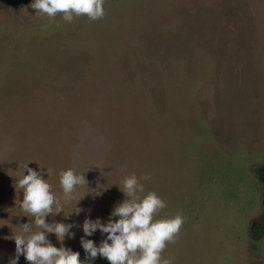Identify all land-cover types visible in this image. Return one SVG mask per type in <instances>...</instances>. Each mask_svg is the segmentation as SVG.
Wrapping results in <instances>:
<instances>
[{
  "label": "rangeland",
  "instance_id": "rangeland-1",
  "mask_svg": "<svg viewBox=\"0 0 264 264\" xmlns=\"http://www.w3.org/2000/svg\"><path fill=\"white\" fill-rule=\"evenodd\" d=\"M31 3L0 0V264L33 222L15 188L26 163L58 197L68 168L102 192L45 218L75 225L48 240L86 264L109 262L87 258L84 220L106 222L144 173L168 205L156 219L186 217L163 257L264 264V0H105L103 19L70 24Z\"/></svg>",
  "mask_w": 264,
  "mask_h": 264
},
{
  "label": "clouds",
  "instance_id": "clouds-1",
  "mask_svg": "<svg viewBox=\"0 0 264 264\" xmlns=\"http://www.w3.org/2000/svg\"><path fill=\"white\" fill-rule=\"evenodd\" d=\"M105 0H32L31 8L36 14H44L49 19L60 15L66 23L74 19L87 17L92 22L105 16ZM27 174H24V172ZM48 176L49 172L47 170ZM151 179L150 173L137 177L135 174L126 176L122 180L119 190L126 197L115 205L106 222L100 218H86L82 224L84 237L92 236L97 230L106 234L105 238L96 244L91 239L81 237V246L89 260L94 261L99 255L106 258L109 264H173L171 257L162 256L166 246L175 242L186 217L177 212L166 218L156 219L162 210L168 207L166 200L154 191H146L142 181ZM86 180L82 173L72 168L63 170L59 174V185L62 197H58L52 190V185L44 179L38 170L23 165L16 180L15 188L23 193V199L18 200V207L23 213L32 218V223H24L13 235L15 242V256L9 264H17L20 255L30 264H86L79 259L80 253L70 248L56 247L48 240V234H54L57 241L62 242L65 237L71 238L70 231L74 224L62 222H46V217L61 213L63 201L74 198L78 189L101 195L96 189H87ZM83 196L76 199L78 202ZM72 209L79 214L81 209ZM116 218V219H113ZM37 230H33V229Z\"/></svg>",
  "mask_w": 264,
  "mask_h": 264
},
{
  "label": "trees",
  "instance_id": "trees-1",
  "mask_svg": "<svg viewBox=\"0 0 264 264\" xmlns=\"http://www.w3.org/2000/svg\"><path fill=\"white\" fill-rule=\"evenodd\" d=\"M260 179L263 181L264 183V173L260 176Z\"/></svg>",
  "mask_w": 264,
  "mask_h": 264
}]
</instances>
